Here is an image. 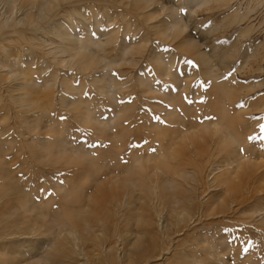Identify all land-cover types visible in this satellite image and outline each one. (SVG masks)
<instances>
[{
	"label": "rangeland",
	"instance_id": "1",
	"mask_svg": "<svg viewBox=\"0 0 264 264\" xmlns=\"http://www.w3.org/2000/svg\"><path fill=\"white\" fill-rule=\"evenodd\" d=\"M123 3L66 4L36 29L10 30L4 25L25 11L0 0V189L11 197L5 205L0 194V217L43 222L55 240L64 222L80 232L89 223L93 241L67 245L66 264H264V212L251 213L264 208V180L255 179L264 177V0H152L150 13L161 17L147 26ZM48 22L53 36L71 32L83 43L115 34L100 52L107 75L60 66L67 57L44 36ZM174 22L185 28L176 37L166 31L168 41L151 28ZM145 37L141 54L120 63L124 47ZM172 179L179 197L163 202L161 185ZM15 237L0 235V261L30 264L52 253L49 237Z\"/></svg>",
	"mask_w": 264,
	"mask_h": 264
},
{
	"label": "bare ground",
	"instance_id": "2",
	"mask_svg": "<svg viewBox=\"0 0 264 264\" xmlns=\"http://www.w3.org/2000/svg\"><path fill=\"white\" fill-rule=\"evenodd\" d=\"M105 0H9V4H11L12 6L13 5H16L19 10L21 11H25V14L17 21L15 22L13 25L11 26H5V28H8L10 30L13 29H17L19 28V25H20V29H24V28H28V29H36L38 27V23H41L43 22V20H46L47 19V16L49 14H53L55 13L59 8H61L62 6L66 5V4H75L74 7H79L81 4H85V3H102L104 2ZM111 1H116V0H111ZM118 1H121L124 3L121 4L122 7L126 6V5H131L130 7H132V11L134 12V14L137 16V17H140L141 20L143 21V23L147 26L148 23L152 22L153 19L155 18H160V17H157L158 14H156L157 12L155 11L154 9V12L150 13L149 9L152 5V0H118ZM132 3H131V2ZM190 2L193 1V3L195 1H197L198 5L201 6V5H205L207 4L209 1H212V0H189ZM216 2L219 1V2H225L226 0H215ZM33 9H36L37 10V14L34 16L33 13H31V10ZM171 9V8H170ZM172 10V9H171ZM169 10V11H171ZM174 12V13H173ZM160 13V12H159ZM178 12L175 10V11H171L170 12V15L172 14V17L175 18L176 20L179 19V13L177 14ZM161 14V13H160ZM160 20V19H159ZM48 21H49V18H48ZM12 22V21H11ZM81 24L86 27V30L90 28V24L88 23V20H85L84 22L83 21H80ZM111 20H108L107 23H110ZM49 23H46L45 27L48 28L47 32L43 33L44 36H52L53 38L56 39V45H57V49L55 51L57 57H63V56H66L67 59L65 60H60L59 61V64L60 66L62 65V63L64 61H68L70 64L76 66L80 71L81 73H91V72H98L100 73L101 75H103L102 77L105 76V74L107 75V73H103L104 72V69L105 68H108L110 66V64H107L104 62V59H100L101 56H100V52L101 51H104L106 50L108 47L114 45L116 43V39H117V36L115 34H112V33H109V32H106V31H99V40L94 42V44L92 43H83L82 40H79L78 38H76L75 34L69 32V35L68 33H65L63 32L62 35H55L53 36L51 31H53V27L49 26ZM165 23V22H164ZM163 23V24H164ZM168 24V23H167ZM9 25H10V22H9ZM169 25V24H168ZM126 26V25H125ZM3 27V26H2ZM2 27L0 26V37L3 36V32L4 31L2 29ZM163 27L165 26H161L160 24L156 25L155 27H151V28H154L155 31L153 32L156 36H158L159 38L161 39H167L169 38V35L167 32H173V34L170 33V35L176 37L178 36L180 33H182V31H184V28H185V23L183 22V24H181L180 22H174L172 23V26H168L167 29L165 30ZM126 32H129L131 29L129 27L126 26ZM136 29V28H135ZM85 30V31H86ZM167 31V32H166ZM152 33V34H153ZM173 37V38H174ZM171 38V36H170ZM172 39V38H171ZM168 41V39H167ZM59 43H66L68 45L67 48H63V49H59ZM51 46L52 45H55V43H51L50 44ZM148 45V39L147 37H145L143 40H140L137 42V44L133 45V46H125L124 47V51H125V55L122 56V58L119 60L120 63H126V62H129V59H128V56L127 55H130V54H141V52L147 47ZM138 48V49H137ZM140 50V51H139ZM200 56V55H199ZM202 64H208V61L207 60H202ZM160 65H161V68L163 69L164 68V72L165 73H168L169 76H171V72H170V67L169 65H164L162 63L159 62V60H157V64H156V68H158L159 70L161 69L160 68ZM210 72V71H209ZM205 73V72H204ZM213 74V73H212ZM208 75V74H207ZM212 76V75H210ZM214 77V76H213ZM212 78V77H211ZM106 79V78H105ZM163 79V77H162ZM103 80V81H102ZM141 82V81H139ZM142 83V82H141ZM98 84L103 88V89H106L107 85H106V82L104 81V79H99L98 81ZM104 84V86H103ZM144 84V83H143ZM112 84L110 83L108 85V87H110ZM116 86H118V84H115ZM46 86V85H45ZM47 87V86H46ZM147 87V85H146ZM48 88V87H47ZM69 89V88H68ZM70 90V89H69ZM150 90V89H149ZM105 93H107V91H104ZM170 116V115H169ZM172 116V115H171ZM171 118V117H170ZM211 123H207L205 125L206 129L209 128ZM219 127V125H217ZM217 131V129L215 130V132ZM218 131H221L223 132L224 131V134H227V138L226 139H229L228 138V135L230 133H227L225 132L224 129H221V128H218ZM217 131V132H218ZM214 132V133H215ZM216 132V133H217ZM223 134V133H222ZM231 135H229L230 137ZM223 137V136H222ZM232 138V136H231ZM230 138V139H231ZM223 139V138H222ZM229 141H234V138L232 140H229ZM244 142V141H243ZM238 143V146L240 145L239 144V141L237 142H233V144ZM226 144V143H225ZM231 144L228 143V145ZM228 145L226 147H228ZM235 146V145H234ZM237 146V148H239ZM242 146V145H241ZM240 146V147H241ZM230 147V146H229ZM244 147V146H243ZM237 150V149H236ZM50 153V152H49ZM61 154H62V151H61ZM229 155V154H228ZM233 155V154H231ZM231 155H229L231 157ZM228 159V158H227ZM82 160V159H81ZM234 161H232L233 163ZM229 163V162H228ZM244 167V166H242ZM246 169H248V167L246 166ZM250 169L249 171H246L245 168H243V171L238 173L240 174V179L241 181H245L246 179H250ZM236 173V172H235ZM261 174L257 175L255 177V179H261L263 178L264 180V177H263V173L260 172ZM184 174V173H182ZM173 175V174H172ZM253 176V175H252ZM238 177V176H237ZM254 179V178H253ZM254 179V180H255ZM262 180V181H263ZM251 181V179H250ZM248 181V182H250ZM229 182V181H227ZM256 182V181H255ZM260 182V180H259ZM232 183V180L231 182ZM244 183V182H243ZM155 184V182H154ZM176 185V181L174 179H172V182H171V186L168 185V184H162L161 187L162 189L160 188L161 190V194H159V198L161 200L163 199H168L169 195L171 196V202H172V199L175 198L176 196H178V194H175V197L174 195L172 194L173 193H177L176 191H174L172 188L175 187ZM228 185V184H227ZM230 185V184H229ZM232 185V184H231ZM236 185V184H235ZM156 186V185H155ZM154 186V187H155ZM226 186V185H225ZM244 186H246V181H245V184ZM259 186V184H258ZM132 188H134V185L131 186ZM237 187V186H236ZM249 187V185H248ZM257 187V185H256ZM261 187V186H259ZM258 187V188H259ZM156 188V187H155ZM247 188V187H246ZM245 188V189H246ZM171 189L173 191H171ZM160 190H159V193H160ZM240 189H238L239 191ZM253 190H256L255 188L251 189V196H254V192L256 191H253ZM142 191V190H141ZM226 191H228L230 194H235L236 191V188L232 185V186H226ZM242 191V190H241ZM246 190H244L245 192ZM249 191V190H248ZM246 191V192H248ZM260 191V190H259ZM258 191V192H259ZM263 191V190H262ZM227 192V193H228ZM132 193V192H131ZM144 193V192H142ZM243 193V192H242ZM241 193V194H242ZM249 193V192H248ZM257 193V192H256ZM0 194L3 195L4 199H6L4 201L5 205H8L10 204L11 205V197L9 195H7L5 192H4V189H0ZM141 194V193H140ZM232 194V195H233ZM240 194V192L237 193V195ZM253 194V195H252ZM260 194V193H259ZM262 194V192H261ZM261 194L259 195L261 197ZM127 195V194H126ZM231 195V197H232ZM258 195V194H257ZM15 196V195H14ZM130 196V195H129ZM143 196V195H142ZM173 196V197H172ZM191 195H187V197H183L184 199H189ZM246 196H248L246 194ZM250 196V197H251ZM256 196V195H255ZM254 196V197H255ZM179 197V196H178ZM234 197V196H233ZM249 197V196H248ZM247 197V198H248ZM18 198V197H16ZM27 198V197H26ZM130 198V197H129ZM132 198V197H131ZM235 198V197H234ZM237 198V197H236ZM234 199V201H236L237 199ZM247 198H243L241 199L240 203H236L237 204H244L246 203L247 201ZM224 197H221L220 200H218L217 202H220V206H224L222 203L224 202L223 201ZM233 199V198H231ZM249 199V198H248ZM255 199V198H253ZM165 200H163V202H165ZM252 200V198H251ZM259 200V199H258ZM256 199V201H258ZM17 202L20 204L22 203V206L20 205L21 209L23 210H26L27 209V206L29 205V202H26L24 199H20V197L17 199ZM174 204H179L178 202L176 201H173ZM254 202V201H253ZM235 203H232V204H235ZM28 204V205H27ZM168 204V203H167ZM166 204V205H167ZM227 204V203H226ZM172 205V204H171ZM13 206V205H12ZM242 206V205H241ZM8 207V206H7ZM8 209V208H7ZM6 209V210H7ZM20 209V208H19ZM19 209H17L19 211ZM191 208H189L190 210ZM251 211V210H249ZM5 212V211H4ZM264 212V208H255L254 209V212L251 211V213H262ZM175 214H181L179 211H174ZM10 214V213H9ZM13 214V212H12ZM249 214V213H248ZM264 214V213H262ZM43 215V214H42ZM174 217V216H173ZM180 217V215H179ZM254 217V216H253ZM44 220V219H43ZM178 220V219H177ZM185 218L183 216V219L181 221L184 222ZM146 221V220H145ZM14 221H11L9 219H4V217H0V235L3 236V238H8V236L11 238V239H14L17 238L15 236H19V237H22V236H33V237H38L39 235H43L45 237H49L48 239L50 240L49 243V250L52 252V253H48L45 254V256H41V257H38L35 262L33 263H30V264H66L65 261L67 259H70L72 257V254H74V251L73 249L71 250V248H69L68 246L71 245V247L73 248V244L72 242L76 239H79V240H83V241H86V240H89V241H93V239L90 237L91 236V232L89 231V223L85 224V226L82 227L81 229V232L74 226V225H71V223L69 224L68 222H64L63 224L60 225V232H56L55 236H56V240L54 237L51 236V233L49 232V229H46L44 228L43 226V222H41L42 224L40 223H37L35 222L34 220L30 221H22V222H15L13 223ZM149 222V221H148ZM260 223H264V217L263 219L260 221ZM2 224H4L5 226H3ZM82 226V225H81ZM80 227V225H79ZM65 228V229H64ZM62 230H65V233H61ZM90 232V233H89ZM66 237H71V241L69 240V238L67 239ZM96 240V239H95ZM94 240V241H95ZM91 241V242H92ZM65 243V244H64ZM94 244H96V241L94 242ZM102 243H100L101 245ZM68 245V246H67ZM56 255V256H55ZM4 255L0 254V259L3 258ZM143 258V257H142ZM15 258H12L10 259L9 261L7 262H4V261H0V264H10L12 262V264H15V260H13ZM108 261H109V258H108ZM146 262V261H145ZM18 264V263H16Z\"/></svg>",
	"mask_w": 264,
	"mask_h": 264
}]
</instances>
